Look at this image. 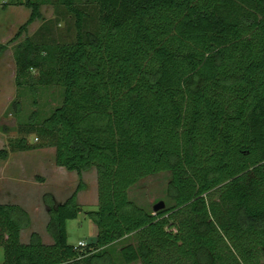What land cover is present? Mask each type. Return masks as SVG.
<instances>
[{"label":"trees","instance_id":"trees-1","mask_svg":"<svg viewBox=\"0 0 264 264\" xmlns=\"http://www.w3.org/2000/svg\"><path fill=\"white\" fill-rule=\"evenodd\" d=\"M16 4L31 14L14 40L45 4L74 18L75 39L14 45L9 111L22 114L24 89L37 106L41 86H58L63 101L43 119L31 113L39 143L11 139L0 159L55 147L57 165L80 181L65 202L44 194L52 244L38 232L23 242L29 212L0 202V264H264V0ZM92 168L99 203L87 210L78 194ZM163 171L174 205L155 212L131 199ZM82 213L98 226L85 247L68 239V221Z\"/></svg>","mask_w":264,"mask_h":264},{"label":"rangeland","instance_id":"rangeland-1","mask_svg":"<svg viewBox=\"0 0 264 264\" xmlns=\"http://www.w3.org/2000/svg\"><path fill=\"white\" fill-rule=\"evenodd\" d=\"M17 0H0V45L7 44L9 48L0 55V72L7 70L10 81V87L13 91V100L17 97V86H14V78L16 83V61L14 58V45L24 40L28 36H33L37 42H69L75 39V27L74 18L69 14H57L56 9L51 4H45L42 6L43 17L35 22L31 23L23 35L14 40V37L19 32L20 27L24 25L31 14V9L24 5L16 4ZM21 7V11L18 9ZM62 12L65 9L60 8ZM35 76H39V70L33 71ZM20 99L23 102V112L20 116H17L14 112L7 109L0 113V136L2 135L7 146H9V140L17 139L22 136H27L28 140L32 143H39L38 133H32L30 126L27 125L31 113L38 109L40 111V118L48 116L54 108L60 105L63 101V91L58 86H41L39 88V94L37 96L38 105L36 106L33 101L30 90H22ZM29 131V132H28ZM46 159L50 157V153H44ZM47 163L45 162V165ZM172 179V173L170 171H163L157 174H153L139 181L135 186L130 189V197L137 204L145 207L148 210L154 211V206L160 202L165 201L167 207L174 205L169 194L170 181ZM96 180V174L94 171L89 172L86 175V182L92 185L89 190H81V199L85 196L89 197V201H92L93 197L98 196V185ZM79 183V182H78ZM77 183V186H78ZM54 185H50L52 189H56V184H60L59 181L53 180ZM71 184V182H69ZM29 194L28 199L31 198ZM34 198V195H33ZM79 200V199H78ZM94 201V200H93ZM91 209L97 208V206H88ZM42 221V220H40ZM39 221V222H40ZM42 223V222H40ZM69 240L71 243H78L80 237H84L87 242L95 241L98 234V226L95 222L87 217V219H71L68 221ZM27 234V233H26ZM123 243H119L118 247H121ZM4 261V248L0 246V263Z\"/></svg>","mask_w":264,"mask_h":264},{"label":"crops","instance_id":"crops-1","mask_svg":"<svg viewBox=\"0 0 264 264\" xmlns=\"http://www.w3.org/2000/svg\"><path fill=\"white\" fill-rule=\"evenodd\" d=\"M18 11H21V7ZM10 81L11 79L7 70H3L2 68L0 72V113L7 109L13 99ZM14 86H16L15 78ZM1 139H3L2 135L0 136ZM7 144L4 140L1 141L0 148H8L9 146ZM46 152L50 153V157L47 159L44 154ZM45 162L47 163L46 165ZM92 171L96 174L95 182L97 181L98 185L96 168L85 171L83 174L84 180L86 181V175ZM53 180L60 182V184L55 185L57 187L56 189L50 187V185H54ZM79 181L80 177L77 171H70L66 167L57 165L55 147L11 152L7 159H0V202L20 205L31 216L30 227L22 230L23 242H29L33 232H38L45 243L52 244L54 242V238L47 230L50 216L48 208L44 203V194L46 192H52L58 202H65L75 192ZM91 186L88 184V187L83 191L89 190ZM80 192L78 194L79 203L87 210L91 209L88 207L90 205L93 207L98 205V196L96 197L95 195L92 201H89L88 196L81 199L79 196ZM29 194H33L34 198L31 195V198L28 199L27 196ZM79 219L86 220V214L82 213ZM81 240H85L84 237H80L78 242ZM71 244L77 245L78 243L74 242Z\"/></svg>","mask_w":264,"mask_h":264},{"label":"water","instance_id":"water-1","mask_svg":"<svg viewBox=\"0 0 264 264\" xmlns=\"http://www.w3.org/2000/svg\"><path fill=\"white\" fill-rule=\"evenodd\" d=\"M165 207H166L165 201H160L154 206V210H155V212H157L161 209H164Z\"/></svg>","mask_w":264,"mask_h":264},{"label":"built area","instance_id":"built-area-1","mask_svg":"<svg viewBox=\"0 0 264 264\" xmlns=\"http://www.w3.org/2000/svg\"><path fill=\"white\" fill-rule=\"evenodd\" d=\"M88 245V242L86 240H81L80 242H78L77 246L79 247H85Z\"/></svg>","mask_w":264,"mask_h":264}]
</instances>
